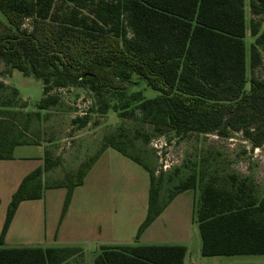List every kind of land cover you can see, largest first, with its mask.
<instances>
[{
    "label": "trees",
    "instance_id": "obj_1",
    "mask_svg": "<svg viewBox=\"0 0 264 264\" xmlns=\"http://www.w3.org/2000/svg\"><path fill=\"white\" fill-rule=\"evenodd\" d=\"M244 6L245 0H0V62L41 82L39 111L60 106L53 91L81 89L99 100L100 114L137 113L159 134L180 138L239 133L256 149L264 144V80L255 74L264 54V30L255 18L264 17V0H249L248 52ZM140 82L154 95L129 92ZM1 123L0 118V160L12 159L16 146L32 145L9 138ZM72 123L84 127L86 112ZM107 148L148 172L147 213L135 242L176 195L200 185L194 218L201 255L264 254V195L256 194L250 178L192 173L162 201L155 171L107 141L64 178L56 175L61 158L45 149L43 166L23 178L9 202L0 264H82L78 247L6 248L3 240L19 203L41 198L46 189H65L62 218L74 189ZM185 254L181 245H102L93 264H183Z\"/></svg>",
    "mask_w": 264,
    "mask_h": 264
},
{
    "label": "rangeland",
    "instance_id": "obj_2",
    "mask_svg": "<svg viewBox=\"0 0 264 264\" xmlns=\"http://www.w3.org/2000/svg\"><path fill=\"white\" fill-rule=\"evenodd\" d=\"M244 9L247 28L244 40L248 52L253 40L249 35V0H245ZM255 21L259 30L263 31L264 17H256ZM255 74L264 80V54ZM135 91H142L144 97L154 95L141 82L132 86L129 92ZM52 93L59 94L60 106L55 110L39 111L37 103L43 96L41 82L31 76H23L17 70H10L0 62L1 129L7 131L9 138L21 139L32 145L45 144L51 156L61 158L57 177L64 178L70 169L76 172L80 162L99 151L107 141H112L155 171L156 180L161 179L162 201L178 183L190 174L200 172H203L204 178L213 173L219 178L231 173L250 178L256 194L259 197L264 195V144L252 149L239 133H232L227 138L197 133L180 138L168 131L159 134L152 125L142 122L137 113L121 116L119 111L108 110L100 114L97 111L99 100L85 90L64 89ZM82 112H86L88 123L76 129L72 121ZM109 150L113 154L110 163L112 178L104 184L108 188L104 194L108 207L99 208L100 230H95L94 236L114 237L124 241L122 244L125 245H181L187 250L185 264H264V254L201 255V238L194 218L200 185L177 196L161 219L154 221L135 242L137 229L147 213L148 172L117 151ZM165 162L171 165V169L161 172L160 167ZM158 170L160 172H156ZM98 182L101 183L100 177L91 173L86 188ZM94 241L78 246L83 251L82 264H93L99 252V246Z\"/></svg>",
    "mask_w": 264,
    "mask_h": 264
},
{
    "label": "crops",
    "instance_id": "obj_3",
    "mask_svg": "<svg viewBox=\"0 0 264 264\" xmlns=\"http://www.w3.org/2000/svg\"><path fill=\"white\" fill-rule=\"evenodd\" d=\"M45 149L43 143L19 145L14 147L12 159L0 160V233L13 193L25 176L43 166ZM109 149L111 148L103 150L87 173L83 184L74 189L62 218L60 214L66 194L63 191L64 188L46 189L41 198L20 202L5 234L3 246L6 248L78 247L93 240L99 247L125 245L122 244L124 241L114 237L103 236V234L100 236L96 234L97 238L94 236L95 230H100L98 226L99 208L108 207L104 198L108 188L104 184L112 178L113 168L110 163L113 154L109 152ZM91 173L96 174L97 178L100 177L101 183L98 182L97 185L86 188ZM182 193L176 195L154 221L161 219V215ZM185 260L186 254L183 264Z\"/></svg>",
    "mask_w": 264,
    "mask_h": 264
},
{
    "label": "built area",
    "instance_id": "obj_4",
    "mask_svg": "<svg viewBox=\"0 0 264 264\" xmlns=\"http://www.w3.org/2000/svg\"><path fill=\"white\" fill-rule=\"evenodd\" d=\"M170 168H171V165L169 163H166V162L160 167V169H162L164 171H167Z\"/></svg>",
    "mask_w": 264,
    "mask_h": 264
}]
</instances>
